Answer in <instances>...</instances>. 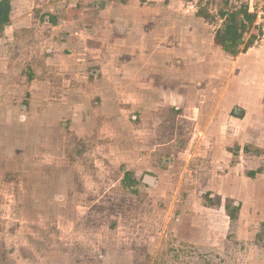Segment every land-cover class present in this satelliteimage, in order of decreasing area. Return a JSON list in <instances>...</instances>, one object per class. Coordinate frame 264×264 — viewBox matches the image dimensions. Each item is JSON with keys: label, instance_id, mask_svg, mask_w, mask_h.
Instances as JSON below:
<instances>
[{"label": "rangeland", "instance_id": "rangeland-1", "mask_svg": "<svg viewBox=\"0 0 264 264\" xmlns=\"http://www.w3.org/2000/svg\"><path fill=\"white\" fill-rule=\"evenodd\" d=\"M11 1L0 264H264V0Z\"/></svg>", "mask_w": 264, "mask_h": 264}, {"label": "trees", "instance_id": "trees-1", "mask_svg": "<svg viewBox=\"0 0 264 264\" xmlns=\"http://www.w3.org/2000/svg\"><path fill=\"white\" fill-rule=\"evenodd\" d=\"M12 9L11 0H0V34H4L6 28L11 24ZM222 17L225 29L218 32L217 45L233 57L247 52L252 47L253 40L244 45L243 39L248 28L255 24L256 16L251 14L247 7H241L240 10L232 14L222 13ZM243 45L244 48H242ZM125 181H128L131 187L137 184L129 172L125 174Z\"/></svg>", "mask_w": 264, "mask_h": 264}, {"label": "water", "instance_id": "water-1", "mask_svg": "<svg viewBox=\"0 0 264 264\" xmlns=\"http://www.w3.org/2000/svg\"><path fill=\"white\" fill-rule=\"evenodd\" d=\"M145 180H146V182H148V184H149L150 186H153V185H154V180H153V178H151V177H146Z\"/></svg>", "mask_w": 264, "mask_h": 264}, {"label": "built area", "instance_id": "built-area-1", "mask_svg": "<svg viewBox=\"0 0 264 264\" xmlns=\"http://www.w3.org/2000/svg\"><path fill=\"white\" fill-rule=\"evenodd\" d=\"M242 1V0H241ZM250 12V11H249ZM252 13V12H251Z\"/></svg>", "mask_w": 264, "mask_h": 264}]
</instances>
